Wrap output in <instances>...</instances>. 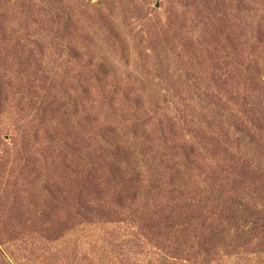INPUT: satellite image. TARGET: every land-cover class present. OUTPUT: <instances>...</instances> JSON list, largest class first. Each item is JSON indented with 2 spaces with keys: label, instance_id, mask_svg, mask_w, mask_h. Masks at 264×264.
<instances>
[{
  "label": "rangeland",
  "instance_id": "1",
  "mask_svg": "<svg viewBox=\"0 0 264 264\" xmlns=\"http://www.w3.org/2000/svg\"><path fill=\"white\" fill-rule=\"evenodd\" d=\"M0 264H264V0H0Z\"/></svg>",
  "mask_w": 264,
  "mask_h": 264
}]
</instances>
